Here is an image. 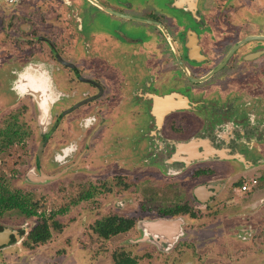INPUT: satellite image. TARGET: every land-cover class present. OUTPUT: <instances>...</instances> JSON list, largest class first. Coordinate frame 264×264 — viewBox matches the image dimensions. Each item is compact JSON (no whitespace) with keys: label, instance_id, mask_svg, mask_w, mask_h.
Masks as SVG:
<instances>
[{"label":"rangeland","instance_id":"obj_1","mask_svg":"<svg viewBox=\"0 0 264 264\" xmlns=\"http://www.w3.org/2000/svg\"><path fill=\"white\" fill-rule=\"evenodd\" d=\"M1 2L4 20L8 22L7 16L16 14L13 9L18 4ZM154 2L165 7L163 13L173 14L162 0ZM27 6L22 0L18 9L27 10ZM34 9L37 23L42 13L48 20L55 16L44 7ZM63 25L53 33L46 27L38 31V36L52 42L50 46L46 42H30L21 44L17 50L18 43L13 44L11 39L16 32L14 28L0 35V71L5 70V74L0 73L5 77L0 78L2 85L6 80V87H10L15 77L9 71L27 62L34 65L27 69L28 74H37L35 66L38 65L37 72L43 74L48 87L45 100L36 107L30 96L21 101L9 98L0 86V135L20 134L27 139L21 149L14 142L11 144L9 150L16 151L13 154L5 149L6 153L0 157V173L11 192L36 204L37 212L44 214L47 223L55 220L60 226L59 230H51V238L43 245L29 249L20 244L10 247L4 263L115 264L125 255L135 264H264V166L234 173L230 178L222 177L218 169V173L204 179L210 185L211 200L199 204L190 196L193 183L188 176L167 180L149 175L145 169L121 171L116 154L120 148L130 150L126 134L133 132V125L139 115L142 118L143 112L137 109L138 115L125 105L124 108L117 106L120 99H116L113 88L108 87L107 96L104 91L99 93L98 88L96 91L89 84L80 83L69 69L59 64V59L75 63L79 75L89 82L102 80L103 70L107 68L89 59L94 60L96 55L85 56L75 39L71 40V47L69 31ZM93 27L97 34L103 29L102 25ZM16 50L21 61L17 55L9 56ZM98 52L100 57L102 51ZM117 59L116 68L128 65ZM104 64L111 65L108 60ZM109 81L112 83V77ZM91 96L92 102L82 101ZM59 97L62 100L53 105ZM131 100L128 94L125 99L128 106ZM3 144L0 143L1 148ZM37 151H40V173L52 179L40 180L41 174L34 171ZM243 184L247 186L245 191L240 190ZM88 191L93 193L91 198L72 203ZM177 205L187 207L192 217L158 214ZM64 208L67 210L63 214L49 218ZM113 216L133 219L135 225L108 240L99 238L94 230L97 222ZM7 218L15 230L26 228L28 231L39 222L38 217L26 219L17 211H11Z\"/></svg>","mask_w":264,"mask_h":264},{"label":"flooded vegetation","instance_id":"obj_2","mask_svg":"<svg viewBox=\"0 0 264 264\" xmlns=\"http://www.w3.org/2000/svg\"><path fill=\"white\" fill-rule=\"evenodd\" d=\"M97 1L117 13L144 17L161 24L185 67L183 70L170 43L156 27L119 24L117 31H112L113 37L104 38L94 46L88 45L91 39L79 28L83 20L77 16L78 20L74 18L75 22H70L77 29L74 41L81 45L85 56L88 53L96 55L94 60L89 59L99 62L103 69L107 68L103 70L102 80L89 82L79 75L75 63L58 58L59 64L69 69L80 83L89 84L96 91L98 88L99 93L113 88L116 99H120L117 106L124 108L125 105L130 111L136 110L138 115L137 109L143 112L142 118L139 115L133 125V132L126 134L130 150L120 148L119 153L116 151L121 171L145 169L149 175L167 180L188 176L193 183L190 196L199 204L195 190L204 187L211 196L210 185L204 183V179L218 173V169L222 177L230 178L234 173L264 166V0H162L172 15L163 13L165 7L156 6L154 0ZM27 17L34 20L32 16ZM57 18L65 24V16ZM22 39L26 44L46 42L51 45L38 33ZM98 51H102L103 57H98ZM118 57L128 65L116 68ZM106 60L111 65L106 66ZM32 66L27 62L23 67L15 66L9 71L15 77L11 86L6 87V80L3 85L0 81V86L5 90V96L20 101L30 96L38 107L45 100L48 87L43 74L37 72L38 65L35 66L37 74H28L27 69ZM2 71L5 74V70ZM186 72L195 80L207 79L192 82ZM125 74L130 77H124ZM27 77L36 82L35 89L25 81ZM0 78L5 77L0 75ZM124 92L126 96H123ZM128 94L132 99L130 106L125 102ZM166 98H170V102ZM93 99L91 96L82 101L87 104ZM60 100L59 97L52 104ZM23 136L0 135V143H4V148L0 146V157L6 150L11 154L16 152L9 150L13 142L21 149L27 141ZM39 153L37 151L35 156L36 174H41ZM10 193L11 189L6 187L0 173V264L7 261L6 251L10 247L20 244L29 249L25 242L31 229L15 230L7 218L15 211L10 209ZM210 196L207 202L211 200Z\"/></svg>","mask_w":264,"mask_h":264},{"label":"crops","instance_id":"obj_3","mask_svg":"<svg viewBox=\"0 0 264 264\" xmlns=\"http://www.w3.org/2000/svg\"><path fill=\"white\" fill-rule=\"evenodd\" d=\"M28 3V6L26 7L27 10H19V6L22 4V0H18L16 3L14 4H18L17 7L14 10V12L16 13L14 14H9L8 17V22H5L4 20V7L2 6V2H0V35H3V32H6L8 29H15V35L13 36V38H11L13 40V44L18 43L17 50L21 49L19 47H21V44L27 45L26 42H24V39L22 38H27L28 35H36L39 32H42V30L46 27V29L52 31H56L60 29V23H62V21L57 18L60 15H63V17L65 16L64 22L65 25L67 26L66 29L67 31H69V33L67 34L68 37V43L71 42V40H73L75 38V36H77L76 32L77 29L75 28V25L70 24V22H73L74 18H77V16L80 18V20H83V22L85 23V21L87 22L85 27L80 26L79 28H81L80 30H84L83 31V35L87 36L89 39V43L88 45H94L97 46L101 43L102 39L104 38H108V37H113L112 36V31H117L115 30L116 28L113 27V25H118L119 24H124V23H128V25H135V26H140V27H149L153 25L149 24V23H145V22H140V21H131L129 22L127 18H119V17H115V16H111L106 14L105 12L101 11L100 9H98L97 7H95L94 5H92L91 3H89L87 0H72L70 2V0H66L68 2H66L65 0H59V1H50V0H25ZM102 2L105 3L104 0H100ZM110 2H114V0H108ZM26 4V3H25ZM106 5V4H105ZM35 6L36 8H46L49 11H51L50 13L55 16H50V20L44 18V14L42 13L40 16L41 18L39 19V23H37V21L35 20L36 17V11H35ZM58 7V8H57ZM65 8V9H64ZM94 9V11H91V9ZM54 10H56V12H54ZM24 12V13H23ZM60 14V15H59ZM27 16H32L34 20H32L31 18H28ZM54 17V18H53ZM139 18H143L144 17H139ZM86 19V20H85ZM117 20H121L122 22H118ZM149 20V19H148ZM75 22V21H74ZM116 22V23H115ZM118 22V23H117ZM136 23V24H135ZM96 24V25H94ZM63 25V26H65ZM103 27V29L99 30V33L97 34L94 30L93 26H101ZM130 27V26H129ZM74 31L75 33L71 34L70 31ZM130 30V28H129ZM53 33V32H52ZM52 33H48L50 35H52ZM121 33V32H120ZM8 34V33H7ZM71 34V35H70ZM97 34V35H96ZM53 40V38H52ZM2 41V39L0 38V42ZM55 41V39H54ZM51 42V41H50ZM52 43V42H51ZM71 46V43L69 44ZM73 46H75V44H72ZM78 45V44H77ZM72 47V46H71ZM14 51L11 52L9 54V56H18L19 61L22 60L20 53L17 54L18 52ZM21 51V50H20ZM74 51V48H73ZM17 59V60H18ZM24 59V58H23ZM25 81H28V85H34L36 84V82H34L30 77H27L25 79ZM35 83V84H34ZM33 86V89L36 88ZM42 92V90H41ZM46 102V101H45Z\"/></svg>","mask_w":264,"mask_h":264},{"label":"trees","instance_id":"obj_4","mask_svg":"<svg viewBox=\"0 0 264 264\" xmlns=\"http://www.w3.org/2000/svg\"><path fill=\"white\" fill-rule=\"evenodd\" d=\"M2 132V131H1ZM16 132V131H15ZM8 133V132H7ZM242 186V185H241ZM1 200L3 201L4 195H2ZM93 196V193L91 191L82 193L80 198L74 202L73 204H76L78 201H83L91 198ZM10 200V209L15 210L25 217L29 218L32 216L39 217V222L36 223L34 227L31 228V230L28 233L27 241L25 242V245L29 248H33L34 246L43 245L51 238L52 229L59 230L60 226L59 223L55 220L52 221L51 224L47 223L48 220L44 217L43 213L37 212L36 204H31L26 198L20 196L16 192H11L9 195ZM67 210L66 208L60 209L57 211L58 213H53L49 218H54L57 214H63ZM190 210L187 209L185 206H170L164 209V211L158 213L162 216H171L175 217L178 215H185L189 214L191 216ZM192 217V216H191ZM133 222L131 220L121 219L118 217H112L110 219L101 220L97 222V226L94 229L96 234L99 238H102L104 240H108L109 238L116 236L119 233H123L127 230H129L131 227H133ZM115 264H135L134 261L129 259L128 256L121 255L119 259L115 262Z\"/></svg>","mask_w":264,"mask_h":264},{"label":"water","instance_id":"obj_5","mask_svg":"<svg viewBox=\"0 0 264 264\" xmlns=\"http://www.w3.org/2000/svg\"><path fill=\"white\" fill-rule=\"evenodd\" d=\"M1 1H3V0H0V2ZM87 1L89 3H91L92 5H94L95 7H97L98 9H100L101 11L105 12L106 14H108V15L115 16V17H120V18H127V19H130V20H133V21L136 20V21H140V22L149 23V24L153 25L154 27L158 28L159 30H161L163 35H164V37H165V39H167V41L170 43V45L172 47V50H173V52H174V54L176 56L177 61L179 62V64L181 65L182 68L184 67L181 64V60H180V58L178 56V53H177V51L175 49V46H174V43H173L172 39L170 38L169 34L166 32V30L164 29V27L161 24H159L158 22L153 21V20L137 18V17H132V16H126V15L117 13L114 10L110 9L109 7H106L105 5L99 3L97 0H87ZM184 69H185V67L183 68V70ZM186 73H187L188 78L192 82H202L205 79H207V78H204V79H201V80H195L193 77L190 76V74L188 72H186ZM209 76H207V77H209ZM154 99H155V101L157 100L156 98H154ZM165 100L170 102V98H166ZM43 178L52 179L51 177H47V176H44V175L41 174L40 180H42ZM195 193H196L197 197L199 198V202H201V203L206 202L208 200L209 196H210L209 191H207L204 187H200V188L196 189Z\"/></svg>","mask_w":264,"mask_h":264},{"label":"built area","instance_id":"obj_6","mask_svg":"<svg viewBox=\"0 0 264 264\" xmlns=\"http://www.w3.org/2000/svg\"><path fill=\"white\" fill-rule=\"evenodd\" d=\"M7 3H10V4H14L16 3L18 0H5ZM254 183V182H253ZM247 189V186L246 184H243L241 187H240V190L241 191H245Z\"/></svg>","mask_w":264,"mask_h":264},{"label":"bare ground","instance_id":"obj_7","mask_svg":"<svg viewBox=\"0 0 264 264\" xmlns=\"http://www.w3.org/2000/svg\"><path fill=\"white\" fill-rule=\"evenodd\" d=\"M34 86V85H33ZM35 89V88H34ZM45 95V94H44ZM44 98H46V96H44ZM41 108H42V106H41ZM44 111V110H43ZM46 112V111H45Z\"/></svg>","mask_w":264,"mask_h":264}]
</instances>
